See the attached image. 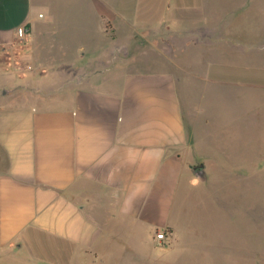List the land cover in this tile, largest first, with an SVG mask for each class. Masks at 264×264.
<instances>
[{"label":"crops","instance_id":"obj_1","mask_svg":"<svg viewBox=\"0 0 264 264\" xmlns=\"http://www.w3.org/2000/svg\"><path fill=\"white\" fill-rule=\"evenodd\" d=\"M221 5L0 0V264H184L254 212L264 4Z\"/></svg>","mask_w":264,"mask_h":264},{"label":"rangeland","instance_id":"obj_2","mask_svg":"<svg viewBox=\"0 0 264 264\" xmlns=\"http://www.w3.org/2000/svg\"><path fill=\"white\" fill-rule=\"evenodd\" d=\"M197 1V0H190ZM210 4L222 3V7L226 3H230L233 7H241L234 14L237 23H239L236 34L238 37L245 34V23L247 19L253 18L258 20L262 15L264 0H205ZM224 4V5H223ZM236 4V6H235ZM243 34V35H244ZM240 192L241 186H235ZM253 205L254 212H244L238 207V212H210L209 214L216 216V240L221 243L220 250L200 249L191 250L192 254L184 262V264H264V177L255 180L253 186ZM250 189L248 196H250ZM240 204V199L238 200ZM250 200L248 201V205ZM198 212H190L191 226L194 231L186 233V238L180 236L174 251L169 252V258L178 254H182L185 248V242H193L198 240L196 228L198 226ZM229 221L232 231L229 233L227 227ZM236 227V231H234ZM212 253L211 256L209 255ZM193 253L195 255L193 256Z\"/></svg>","mask_w":264,"mask_h":264},{"label":"built area","instance_id":"obj_3","mask_svg":"<svg viewBox=\"0 0 264 264\" xmlns=\"http://www.w3.org/2000/svg\"><path fill=\"white\" fill-rule=\"evenodd\" d=\"M16 33H17L18 41L23 42L29 36L30 30H29L28 26L26 24H24V25H21L17 28ZM156 238L160 241L165 240L166 239L165 233L164 232H161V233L158 232L156 234Z\"/></svg>","mask_w":264,"mask_h":264},{"label":"water","instance_id":"obj_4","mask_svg":"<svg viewBox=\"0 0 264 264\" xmlns=\"http://www.w3.org/2000/svg\"><path fill=\"white\" fill-rule=\"evenodd\" d=\"M203 168H204V166H203V165H200V166H197V167L194 169V172H195V174H196L198 177H202V176H203Z\"/></svg>","mask_w":264,"mask_h":264}]
</instances>
